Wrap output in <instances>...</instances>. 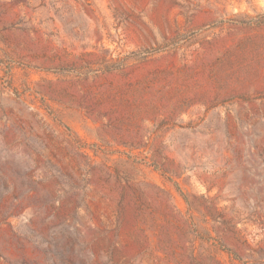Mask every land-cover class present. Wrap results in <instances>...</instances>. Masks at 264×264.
Listing matches in <instances>:
<instances>
[{
	"label": "rangeland",
	"instance_id": "1",
	"mask_svg": "<svg viewBox=\"0 0 264 264\" xmlns=\"http://www.w3.org/2000/svg\"><path fill=\"white\" fill-rule=\"evenodd\" d=\"M0 264H264V0H0Z\"/></svg>",
	"mask_w": 264,
	"mask_h": 264
}]
</instances>
